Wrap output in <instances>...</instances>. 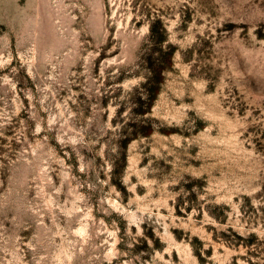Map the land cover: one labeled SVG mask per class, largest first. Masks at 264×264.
Here are the masks:
<instances>
[{
  "label": "rangeland",
  "instance_id": "obj_1",
  "mask_svg": "<svg viewBox=\"0 0 264 264\" xmlns=\"http://www.w3.org/2000/svg\"><path fill=\"white\" fill-rule=\"evenodd\" d=\"M0 264H264V0H0Z\"/></svg>",
  "mask_w": 264,
  "mask_h": 264
},
{
  "label": "trees",
  "instance_id": "obj_2",
  "mask_svg": "<svg viewBox=\"0 0 264 264\" xmlns=\"http://www.w3.org/2000/svg\"><path fill=\"white\" fill-rule=\"evenodd\" d=\"M159 79L160 80H158V87L157 88L155 87L154 90H152L154 95H157L159 93V90H160L159 84L162 82V79L161 78H159Z\"/></svg>",
  "mask_w": 264,
  "mask_h": 264
}]
</instances>
